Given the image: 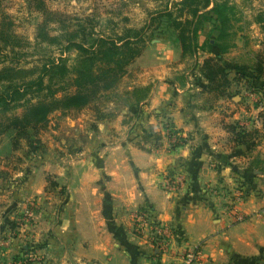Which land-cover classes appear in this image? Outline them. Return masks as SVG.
Here are the masks:
<instances>
[{"label": "crops", "instance_id": "obj_1", "mask_svg": "<svg viewBox=\"0 0 264 264\" xmlns=\"http://www.w3.org/2000/svg\"><path fill=\"white\" fill-rule=\"evenodd\" d=\"M228 14L236 40L219 57L230 68L223 95L208 90L201 68L218 49L182 59L174 40H152L106 105L91 118L81 110L73 130L58 131L64 156H54L48 142L44 154L13 152L2 162L0 239L10 243L0 248V264L31 254L39 262L27 264H180L198 244L199 264H264V85L262 78L235 79L237 68H251L264 50V8L244 1ZM212 29L202 28L199 45L214 42L207 39ZM163 119L183 145L170 148L162 132L158 147L135 144V135L156 133ZM231 128L247 133L245 143ZM168 176L176 188L165 189ZM235 183L246 189L236 205L241 223L225 213L224 197L208 193ZM138 211L168 230L166 249L134 232Z\"/></svg>", "mask_w": 264, "mask_h": 264}, {"label": "rangeland", "instance_id": "obj_2", "mask_svg": "<svg viewBox=\"0 0 264 264\" xmlns=\"http://www.w3.org/2000/svg\"><path fill=\"white\" fill-rule=\"evenodd\" d=\"M181 1L182 0H0V72L4 69L2 77L6 78V81L0 82V94H6L5 92L14 87L21 88V91L26 90V95L23 100L18 103L19 106L14 111L0 114V167L3 166V161L7 162L10 160L8 157L12 156L13 152H20V155L24 159L30 155L32 148L24 139L19 140L17 148H13L14 131L3 132L2 129L9 124L11 117H20L26 105L36 104L43 100L47 102L48 98L46 97L45 99V96L47 95L46 86L48 85V81L47 77L42 78L41 76V70L44 65H48L50 61L60 63L61 60L69 70L73 67L78 53L74 49L69 51L63 49L67 37L72 35L73 40L83 42L87 45L90 43H87L89 38L104 36L111 39H118L125 36H132L134 32L143 30L145 38L144 51L152 40H163V38L170 41L175 40L176 34L169 25L177 18L181 20L186 18L184 16H178L180 9L178 4ZM216 1L218 4L225 3L228 9L234 4H242L244 1L253 9L264 8V0ZM165 12L170 13L172 16L164 18L158 17L159 14ZM212 17V14L206 15L208 19L202 22V28L206 24L212 25L210 21ZM229 17L231 18V16ZM232 32L233 31H230V29L225 31L227 38L219 42L227 44L226 42L230 43L231 41H235L236 37L234 35L232 36ZM217 36V31L212 29L207 39L212 38L215 40ZM205 47L204 44L203 49H205ZM40 78H42V92L39 91V86L36 84ZM66 82L67 81H62L58 85L51 86V89L58 88L57 86L60 88L65 87ZM29 84L31 86L23 89ZM10 87L12 88L10 89ZM113 88L100 93L98 92L88 105L79 110L54 111L48 116L47 123L44 127H40L37 132L35 130H29V134H31L33 141H39L35 153L44 154L45 151L43 146L49 142L51 146H46L55 153L54 156L61 157V154L64 156L66 153L63 148L64 144L59 141H63V137L58 135V131H64L65 134L69 132L70 129L73 130L81 110L87 109L88 111L86 114H90V118L93 117V114L97 113V109L108 103L110 96L114 93ZM73 92L74 88H68L66 91V93L70 94ZM63 94V91L58 90L56 98H60ZM25 101L27 102L23 104ZM13 104L12 102L9 106L11 107ZM157 128L159 131L157 130L156 133L160 134L162 132L166 137L159 124ZM137 136L138 135L134 136L135 144L143 147L145 143ZM166 139L168 140V138ZM70 144H76V142ZM4 167L10 168L11 162L7 165L4 164ZM176 182H178V180H176ZM164 187L165 189L167 187L165 183ZM31 202L32 198L25 200L26 205H28V203L30 205ZM28 208L29 207H25V213H22L23 217H29L28 212L30 210L28 211ZM138 212L134 213L133 216ZM19 222L20 221L17 223ZM136 225L137 223L135 219H133L132 228ZM142 236H146L150 241V234L146 233ZM33 240L36 241L34 238ZM166 242L167 240L165 239L161 243L163 244L162 249L167 248L168 244ZM9 243L7 237L1 238L0 248ZM26 244H29V242ZM29 246L31 248L30 250L36 249L31 243ZM11 259L9 258V261ZM37 259H40V255L37 256ZM8 264L14 263L9 262Z\"/></svg>", "mask_w": 264, "mask_h": 264}, {"label": "trees", "instance_id": "obj_3", "mask_svg": "<svg viewBox=\"0 0 264 264\" xmlns=\"http://www.w3.org/2000/svg\"><path fill=\"white\" fill-rule=\"evenodd\" d=\"M179 17H186L184 20L179 18L173 20L169 25L176 34L174 42L177 43L181 50V57H195L203 45L211 51L212 48L218 49V54L215 57H209L202 63V71L207 79V88L209 91L215 92L221 96L229 86L228 80L229 67L219 61V57L224 54L229 44L220 43L219 41L227 38L225 31L229 29L230 17L226 4H218L216 0H182L178 4ZM211 6L210 9L208 7ZM208 9V10H207ZM212 14L210 21L212 22L213 30L217 31L218 36L214 42L206 41L202 46L198 43V33L201 31L202 22L205 21L206 15ZM170 13L159 14V18L171 17ZM260 19V18H259ZM264 23V19L261 21ZM264 27V25H263ZM53 41V40H51ZM90 42V43H89ZM89 44L73 40V36L66 38V44L63 48L66 51L74 49L77 53V59L73 67L69 70L64 63L50 61L48 65H44L41 70V76L47 77L48 85L46 86L48 98L39 101L36 104L24 105L23 114L20 117H11L9 124L4 131H14L13 148H17L19 140L24 139L32 148L31 153H35L38 148L39 141L34 140L29 134V130H37L44 127L47 123L48 116L57 110L69 111L79 110L88 105L91 99L99 92L112 89L120 77L125 73V69L137 59L144 48L145 38L143 30L136 31L132 36H125L118 39H111L104 36L89 38ZM0 72V82L6 81ZM235 79L239 78H262L264 85V50L258 55L255 64L251 68H237ZM42 78L36 84L39 86V91L42 92ZM68 78V79H67ZM62 81H67L65 87L51 89V86L60 84ZM31 86L30 84L23 89ZM67 86V88H66ZM12 87H10L11 89ZM68 88H74L73 93H66ZM63 91L60 98H56L57 93ZM9 92V93H7ZM0 94V114L14 111L26 95V90L14 87L11 90ZM14 103L11 107L10 103ZM27 101L23 102L26 103ZM16 103V104H15ZM232 130L233 137L239 144L245 143L247 133L243 131L235 132ZM35 132V133H36ZM140 139L146 144L150 143L153 147H158L160 142V134L154 133L151 128L141 130ZM241 178L242 172L235 170ZM50 185H53L50 183ZM239 264H242L240 262Z\"/></svg>", "mask_w": 264, "mask_h": 264}, {"label": "built area", "instance_id": "obj_4", "mask_svg": "<svg viewBox=\"0 0 264 264\" xmlns=\"http://www.w3.org/2000/svg\"><path fill=\"white\" fill-rule=\"evenodd\" d=\"M159 124L160 128L164 131L166 138H168L170 148H176L185 143V138L174 130L173 126L167 119H163ZM141 134L138 135L140 137ZM167 185L166 189H174L177 187L176 180L172 176H168L165 180ZM208 193L212 196L224 197L225 206L224 211L229 215L234 223H241L246 218L238 212L236 205L241 203L246 198V189L241 183H235L231 190L227 189H209ZM137 225L133 227L134 231L138 235L150 234V242L155 246V248H163L161 244L168 233V230L156 224L153 220H150L148 214L145 211H139L133 216ZM202 258V246L196 245L186 248V250L181 255L180 264H199ZM39 260L36 256L31 254L25 257L15 260L14 264H27V263H38Z\"/></svg>", "mask_w": 264, "mask_h": 264}]
</instances>
